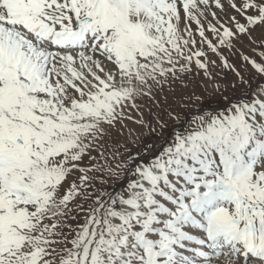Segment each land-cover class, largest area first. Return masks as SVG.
I'll return each mask as SVG.
<instances>
[{"label": "snow or ice", "instance_id": "1", "mask_svg": "<svg viewBox=\"0 0 264 264\" xmlns=\"http://www.w3.org/2000/svg\"><path fill=\"white\" fill-rule=\"evenodd\" d=\"M0 264H264V0H0Z\"/></svg>", "mask_w": 264, "mask_h": 264}, {"label": "rangeland", "instance_id": "2", "mask_svg": "<svg viewBox=\"0 0 264 264\" xmlns=\"http://www.w3.org/2000/svg\"><path fill=\"white\" fill-rule=\"evenodd\" d=\"M214 71L216 73H218V80H220V77H226L227 79H222L220 80L221 83H224L226 84L227 83V80L231 78L232 74L230 72H227V71H222L220 68H216L214 69ZM209 85V86H208ZM207 85V88L205 87L204 83L202 82V80L196 82L195 84H190L189 85V88L186 89L184 91V93H180L179 91L177 92V98L181 97L182 95L186 94V93H189L191 92V90L193 89V87L195 88V91L197 92L198 95H202L204 97V100H205V103H208L210 102L211 100H214L215 97L212 96L211 94V84H208ZM231 93V89H228V91L225 93L226 95L227 94H230ZM163 97L161 96V99ZM169 103L172 104V106L174 108H176L177 111H185V109H182L179 107L178 103H177V99H174L173 96L171 94H169ZM188 110H192L194 111L195 108H193L191 105H189V109ZM171 123V122H169Z\"/></svg>", "mask_w": 264, "mask_h": 264}, {"label": "bare ground", "instance_id": "3", "mask_svg": "<svg viewBox=\"0 0 264 264\" xmlns=\"http://www.w3.org/2000/svg\"><path fill=\"white\" fill-rule=\"evenodd\" d=\"M209 86V85H208ZM130 127H135L134 125H130Z\"/></svg>", "mask_w": 264, "mask_h": 264}]
</instances>
